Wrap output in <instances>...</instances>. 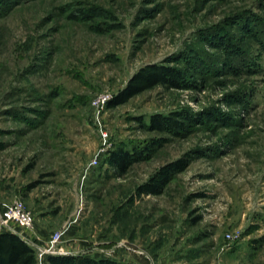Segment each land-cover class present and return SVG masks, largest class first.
<instances>
[{"label": "rangeland", "instance_id": "obj_1", "mask_svg": "<svg viewBox=\"0 0 264 264\" xmlns=\"http://www.w3.org/2000/svg\"><path fill=\"white\" fill-rule=\"evenodd\" d=\"M152 64L182 88L113 104ZM118 148L143 157L120 174ZM14 201L36 264H264V0H0V217Z\"/></svg>", "mask_w": 264, "mask_h": 264}, {"label": "trees", "instance_id": "obj_2", "mask_svg": "<svg viewBox=\"0 0 264 264\" xmlns=\"http://www.w3.org/2000/svg\"><path fill=\"white\" fill-rule=\"evenodd\" d=\"M184 78L179 70L162 65L152 64L141 68L131 77L113 104L119 105L126 102L137 94L150 90L155 86L182 88ZM180 117H186L183 114H172L168 117L154 115L150 119V130L166 131L175 128H183L184 123L179 121ZM186 119H189V117ZM109 162L113 164L120 174L134 161L143 157L139 153H129L127 150L117 149L109 153ZM169 169H164L149 182L140 187L141 192L155 194L164 186L167 180ZM36 252L19 235L8 231L0 233V264H36ZM44 264H122L114 259L91 258L85 255H54L45 256Z\"/></svg>", "mask_w": 264, "mask_h": 264}, {"label": "built area", "instance_id": "obj_3", "mask_svg": "<svg viewBox=\"0 0 264 264\" xmlns=\"http://www.w3.org/2000/svg\"><path fill=\"white\" fill-rule=\"evenodd\" d=\"M1 224L11 233H15L16 231L9 227V222L16 224L17 226L23 227V228H30L32 226V218H30L29 212H27L23 208V204L20 201H14L12 205H10L7 209H4L2 212V215L0 217ZM59 233H56L54 235L55 239L59 238ZM227 238L229 240H232V237L230 235H227ZM127 249H129L127 247ZM132 252H137L133 249H131ZM48 254L47 251H42L41 254ZM55 253V252H50ZM140 253V252H137ZM143 254V252H141ZM140 253V254H141Z\"/></svg>", "mask_w": 264, "mask_h": 264}]
</instances>
